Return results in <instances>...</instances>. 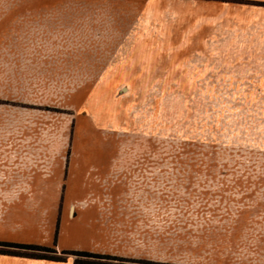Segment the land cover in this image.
Listing matches in <instances>:
<instances>
[{"label": "rangeland", "instance_id": "rangeland-1", "mask_svg": "<svg viewBox=\"0 0 264 264\" xmlns=\"http://www.w3.org/2000/svg\"><path fill=\"white\" fill-rule=\"evenodd\" d=\"M184 8L0 0V264H264V0Z\"/></svg>", "mask_w": 264, "mask_h": 264}, {"label": "crops", "instance_id": "crops-1", "mask_svg": "<svg viewBox=\"0 0 264 264\" xmlns=\"http://www.w3.org/2000/svg\"><path fill=\"white\" fill-rule=\"evenodd\" d=\"M139 4V0H135ZM245 2H240L239 0H183L184 3V12L185 14L192 17L193 13H197L198 9L200 11V17L204 13H211L209 10L214 9L215 11H220L224 8H231L233 5L244 4L247 5L251 0H244ZM248 2V3H247ZM194 5V7H193ZM203 11V12H202ZM196 17V16H194ZM190 18V17H189ZM202 19V18H200ZM191 21V19H189ZM71 213L72 208L70 209ZM80 216V217H79ZM87 216V211L83 210L77 214V217L73 219L72 229L67 227L61 228V231L58 232V239L56 248L59 251L66 250H89L91 243L94 244L97 242L94 237L93 224L88 221L90 220ZM94 247V246H93ZM223 252L222 248L215 246V249H210L209 256L206 259L203 256H200L199 264H238L236 258H233L232 253L227 249ZM229 252V253H227ZM228 255V256H227ZM254 262V261H253ZM70 260L65 262L69 264ZM256 262H254L255 264ZM44 264H61L57 261H45ZM195 264H198L196 262ZM250 264V263H249Z\"/></svg>", "mask_w": 264, "mask_h": 264}, {"label": "trees", "instance_id": "trees-1", "mask_svg": "<svg viewBox=\"0 0 264 264\" xmlns=\"http://www.w3.org/2000/svg\"><path fill=\"white\" fill-rule=\"evenodd\" d=\"M30 248V247H29ZM31 249H41V248H36V247H34V248H31ZM42 250H47V251H50L49 249H43L42 248ZM82 253H86V252H82ZM82 255H88V254H82ZM99 257V256H98ZM43 258H45V257H43Z\"/></svg>", "mask_w": 264, "mask_h": 264}]
</instances>
